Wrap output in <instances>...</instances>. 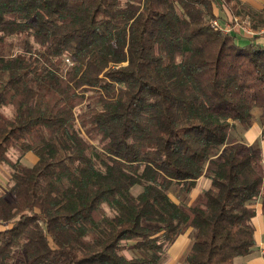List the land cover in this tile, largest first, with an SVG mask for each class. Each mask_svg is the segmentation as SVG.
<instances>
[{"label": "trees", "instance_id": "trees-1", "mask_svg": "<svg viewBox=\"0 0 264 264\" xmlns=\"http://www.w3.org/2000/svg\"><path fill=\"white\" fill-rule=\"evenodd\" d=\"M242 11L264 24L240 0H0V264H159L189 228L185 264L253 252L264 162L227 140L264 112V41L209 23Z\"/></svg>", "mask_w": 264, "mask_h": 264}, {"label": "rangeland", "instance_id": "rangeland-1", "mask_svg": "<svg viewBox=\"0 0 264 264\" xmlns=\"http://www.w3.org/2000/svg\"><path fill=\"white\" fill-rule=\"evenodd\" d=\"M243 4L247 5L249 7L250 11L252 13L259 14L264 9V0H245L242 1ZM244 12V13H243ZM225 16L222 14V17ZM228 17V18H227ZM221 18V22L229 23L231 22L232 17L227 16ZM234 17H237L239 20V24L243 25L245 22H249V29L251 33H247L244 30L240 28V26L233 25L234 27V33L242 40L246 38H254L258 41H264V24H257V19L254 18L253 14L246 13L245 11H242L241 14L234 15ZM249 20V21H248ZM256 23V26H254ZM264 119V112H260L259 114L255 115L254 121L257 122V124L261 125V120ZM246 132V131H245ZM245 132L241 128H238L234 131H232L228 138V143H230L234 139H238L240 141L245 142L247 145L249 144L247 142V138L245 137ZM252 144L249 145L254 149H260V142L259 140L255 139V141H252ZM26 155L28 157H26ZM22 159L21 162L25 164L26 166H33L37 160V158L29 153L26 154ZM11 156L13 157V153L11 152ZM212 169L211 164H207L205 168V175L202 177V179H199L196 183L195 193L200 191L201 189L208 188L210 185L208 175ZM12 184L11 177H10V169L9 167L5 165H0V192H5L9 186ZM132 193L134 195L138 194L141 191V188L139 186H135L132 188ZM194 193V194H195ZM199 193V192H198ZM192 196V195H191ZM170 197L177 202L178 199L175 197V193L172 191L170 193ZM190 200V197H189ZM254 206H256V210L259 209V201L254 203ZM188 230V231H187ZM184 233L180 234L183 235L181 238H176L171 244H169L163 251L162 259L159 264H164L168 261H173L174 264H183L184 257L186 253L188 252V249L190 248L194 233L195 231L192 228L187 229ZM131 244V243H130ZM125 255L127 256H143L145 255L142 251L134 250L133 248H128L124 250ZM25 257L24 250L21 247H17L14 249L13 253V260L14 262H17L18 260H23ZM238 263L239 261H235Z\"/></svg>", "mask_w": 264, "mask_h": 264}, {"label": "crops", "instance_id": "crops-1", "mask_svg": "<svg viewBox=\"0 0 264 264\" xmlns=\"http://www.w3.org/2000/svg\"><path fill=\"white\" fill-rule=\"evenodd\" d=\"M240 1L244 2L245 0H240ZM222 14L225 15L223 17L230 16L226 12H220L221 16H222ZM242 40L245 41V39H242ZM259 113L260 112H257L256 114H259ZM260 133H261V125L257 124V122L254 121L252 126L248 130H246L245 137L247 138V142L249 143L248 145L252 144L251 140L252 141H255V139L259 140V142H260L259 147L261 149L260 151H261L263 162H264V140H261ZM26 157H28V156L26 155ZM200 179H202V177ZM195 191H197V190L194 188L190 192V194H189L190 200L188 199V203H190L193 199H195L196 196L199 194L198 192H200V191H198L197 193H195ZM254 208L256 210V206H254ZM252 223H253L254 228H255V231H254L255 246H254L253 252L247 256L236 258L235 261H239L238 263L235 262L236 264H264V220H263V216L261 215V212H260V203H259V209L256 210L255 217L252 218ZM181 236H183V235H179L177 238L179 239V238H181ZM13 253H14V250H13ZM172 262L173 261L170 260L168 262H165L164 264H174ZM13 264H15V262H13ZM183 264H185V262H183Z\"/></svg>", "mask_w": 264, "mask_h": 264}, {"label": "built area", "instance_id": "built-area-1", "mask_svg": "<svg viewBox=\"0 0 264 264\" xmlns=\"http://www.w3.org/2000/svg\"><path fill=\"white\" fill-rule=\"evenodd\" d=\"M239 19L237 17H232L231 22L226 23V22H221L222 20L220 19H212L210 20V26L215 29V30H219L224 34H230V33H234V27L233 25H237L240 26V28L242 30H244L247 33H251L250 29H249V22H245L243 25L239 24ZM249 21V20H248Z\"/></svg>", "mask_w": 264, "mask_h": 264}]
</instances>
